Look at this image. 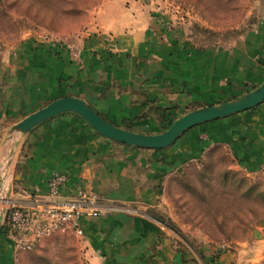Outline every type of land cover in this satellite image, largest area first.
Masks as SVG:
<instances>
[{
  "label": "crops",
  "instance_id": "0c3cea01",
  "mask_svg": "<svg viewBox=\"0 0 264 264\" xmlns=\"http://www.w3.org/2000/svg\"><path fill=\"white\" fill-rule=\"evenodd\" d=\"M110 4V14L102 12L97 28L78 40L77 64L62 46L35 36L0 60V168L7 129L56 98L78 97L111 124L155 134L162 110L165 118L184 110L177 118L188 107L227 100L264 80V11L255 28L229 45L193 52L180 39L172 45L168 37L153 36L136 5ZM195 132L211 143H228L240 163L258 164L264 160V102L201 123L191 136ZM186 135L161 149L138 148L107 139L76 114L55 116L15 139L11 194L26 204L28 193H44L51 171L63 172V198L91 190L107 207L99 217L78 220L87 252L100 264H201L196 257L185 261L174 248V234L155 218L124 210L151 206L159 178L190 153ZM204 141L197 139L199 146ZM22 252H13L0 231V264H19Z\"/></svg>",
  "mask_w": 264,
  "mask_h": 264
},
{
  "label": "rangeland",
  "instance_id": "374dc122",
  "mask_svg": "<svg viewBox=\"0 0 264 264\" xmlns=\"http://www.w3.org/2000/svg\"><path fill=\"white\" fill-rule=\"evenodd\" d=\"M110 2L136 5L153 36L168 37L172 45L180 39L183 48L193 52L229 45L255 28L264 11V0H0V60L28 36L78 41L97 28L102 12L110 14ZM254 87L245 86L236 94ZM182 111L169 113L168 119ZM193 130L195 126L176 140L181 142ZM197 139L205 141L199 146ZM183 144L190 153L159 178L151 206L129 212L150 215L171 231L174 248L185 261L196 257L201 264H264V160L248 167L228 143H211L196 132ZM9 169L0 206L13 198ZM6 186L9 196L4 197ZM18 263L100 264L87 252L81 235L68 233L23 251Z\"/></svg>",
  "mask_w": 264,
  "mask_h": 264
},
{
  "label": "built area",
  "instance_id": "2783aa9c",
  "mask_svg": "<svg viewBox=\"0 0 264 264\" xmlns=\"http://www.w3.org/2000/svg\"><path fill=\"white\" fill-rule=\"evenodd\" d=\"M43 39L62 46L70 62L80 61L82 49L74 37L61 39L44 34ZM66 181L65 173L51 171L45 180L44 193H28L26 204L17 203L13 198L5 202L0 230L7 236L13 252L33 250L53 235L68 233L78 237L82 234L80 217L94 218L107 212L100 196L91 190L77 189L72 196L63 198L61 189Z\"/></svg>",
  "mask_w": 264,
  "mask_h": 264
},
{
  "label": "water",
  "instance_id": "95a60500",
  "mask_svg": "<svg viewBox=\"0 0 264 264\" xmlns=\"http://www.w3.org/2000/svg\"><path fill=\"white\" fill-rule=\"evenodd\" d=\"M262 102H264V80L243 94L183 113L173 119L159 133L144 134L105 121L93 108L78 97H59L24 116L7 129L5 137L7 148L0 168V189L9 166L15 139L26 134L38 124L61 114H76L94 131L111 141L138 148L161 149L171 145L183 132L191 127L251 109ZM7 196H9V186H6L4 190V197ZM5 212L6 204L3 203L0 206V228Z\"/></svg>",
  "mask_w": 264,
  "mask_h": 264
},
{
  "label": "trees",
  "instance_id": "16d2710c",
  "mask_svg": "<svg viewBox=\"0 0 264 264\" xmlns=\"http://www.w3.org/2000/svg\"><path fill=\"white\" fill-rule=\"evenodd\" d=\"M161 119H162V122H163V124H165V126H164V129L171 123V121L173 120V119H168V118H165L164 117V113H163V110L161 111ZM1 231V230H0Z\"/></svg>",
  "mask_w": 264,
  "mask_h": 264
}]
</instances>
